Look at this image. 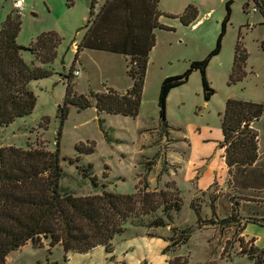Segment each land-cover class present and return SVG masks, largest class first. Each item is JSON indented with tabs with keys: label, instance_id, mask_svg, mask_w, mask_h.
<instances>
[{
	"label": "rangeland",
	"instance_id": "obj_1",
	"mask_svg": "<svg viewBox=\"0 0 264 264\" xmlns=\"http://www.w3.org/2000/svg\"><path fill=\"white\" fill-rule=\"evenodd\" d=\"M95 1L94 14L105 0ZM147 1L136 0L139 11L145 9ZM13 2L0 0V27L8 16L20 14L17 40L23 47L22 57L30 67L46 68L50 74L29 82L35 106L28 115L0 128V147L59 148L64 173L61 186L77 196L101 193L103 188L117 193L155 190L149 188L153 177L150 186L156 187L155 180L164 181L157 191L163 189L172 198L179 196L181 208L168 205L171 219L164 206L132 217L125 230L111 240V249L99 245L86 252H65L60 244L50 247L48 240L43 246L28 242L9 253L6 264H255L242 252L241 244L247 249L254 245L264 248V111L255 123L259 163L228 172L237 191L234 195L223 197V191L215 193L220 187L213 185L194 198L195 189L190 183L175 185L164 174L169 168L180 170L177 161L167 160L168 151H174L178 160L198 158L201 148L207 155L216 147L221 150V119L227 99L264 104V14L256 2L159 0L161 26L154 28L155 45L149 53L139 113L133 117L95 107L97 92L112 89L125 93L131 88V56L92 48L76 54L92 18V0H26L22 11H17ZM228 8L220 51L211 55L205 69L214 92L205 99L202 73L193 69L184 83L170 90L163 122L159 105L162 81L184 73L192 61L208 57L217 45ZM186 11L188 22L181 19ZM44 32H55L59 38L56 55L48 62L28 48ZM237 44L245 54L238 75L233 71ZM68 84L73 92L86 95L91 106L69 105L62 123L60 108ZM106 130L111 141L107 140ZM91 141L94 151L79 154L76 146L83 142L87 148ZM190 141L193 150L188 147ZM83 169L90 174L88 177L82 174ZM92 176L98 188L93 186ZM217 196L218 218L213 208ZM161 219L164 224H158Z\"/></svg>",
	"mask_w": 264,
	"mask_h": 264
},
{
	"label": "trees",
	"instance_id": "obj_2",
	"mask_svg": "<svg viewBox=\"0 0 264 264\" xmlns=\"http://www.w3.org/2000/svg\"><path fill=\"white\" fill-rule=\"evenodd\" d=\"M254 1L264 14V1ZM95 2H91L92 18L86 24L87 29L77 45L76 54L83 48H92L130 55L128 73L134 81L125 93L112 89L97 92L95 107L98 111L111 114L137 116L149 53L155 45L154 28L161 26L158 20L161 14L159 0H150L152 4L147 1L143 11L138 10L136 0H105L94 14ZM229 13L228 8L217 45L208 57L192 61L184 73L166 77L162 81L159 105L163 122L170 90L184 83L193 69H200L202 73L205 99H209L214 92L206 80L205 69L211 55L220 51ZM187 16L188 11L181 19L188 22ZM19 28L20 14L8 16L0 27V128L32 112L36 97L28 84L32 79L50 74L46 68H32L25 62L21 54L23 47L17 40ZM58 41L55 32H44L28 48L41 61L48 62L56 55ZM242 51L237 44L233 66L236 75L244 62L245 54ZM75 94L72 85L68 84L60 108L62 123L67 117L69 105L80 108L91 106V100L86 95ZM263 111V103L227 99L222 112V147H225L230 173L234 165H252L259 158V133L255 123ZM105 133L107 140L111 141L108 130ZM84 145L82 142L76 146L79 154L94 151V141L87 148ZM88 166L92 168L93 164L89 163ZM81 171L85 177L90 175L86 169ZM63 174L59 148L51 151L43 145L0 147V264H6L9 253L28 242L43 246L44 240H48L50 247L60 244L65 252H86L99 245L111 249V240L125 230L132 217L149 214L164 206L165 214L171 219L169 208H181L179 196L172 198L163 189L146 188L136 189L132 193H117L103 188L101 193L77 196L61 186ZM91 182L98 188L94 176ZM168 205L172 207L168 208ZM158 224H164L163 219ZM241 248L255 264H264V248L259 249L254 245L247 249L242 244ZM255 250L258 251L254 253Z\"/></svg>",
	"mask_w": 264,
	"mask_h": 264
},
{
	"label": "crops",
	"instance_id": "obj_3",
	"mask_svg": "<svg viewBox=\"0 0 264 264\" xmlns=\"http://www.w3.org/2000/svg\"><path fill=\"white\" fill-rule=\"evenodd\" d=\"M221 127H222V122H221ZM223 139L224 136L222 131V140L220 142L221 150L218 151V148L216 147L215 151H211L207 155V153H204V150L201 148V150L198 153L200 154L198 158L194 156L192 157L187 156L186 158L181 157L180 159L176 160L174 157V151L172 152L168 151L167 160H169L170 162H172V159L173 161H177L180 164V166L178 167L180 170H172V168H169V170H167L164 174L165 177H167L168 180L169 179L172 180L175 183V185L184 181L190 183L195 189L194 198L198 197L200 194H204L205 192L209 191L213 187V185H217L220 187L217 189V191L215 190V193L220 195L223 191V197H225L229 193L233 194V192H237L234 190L232 185L233 182H231L230 181L231 179L229 178V174H228L229 167L227 165L225 158V147H222ZM192 146H193V141H190L188 147L193 150ZM259 161H260V154L257 161L252 165L236 164L233 166L232 170H235L238 167L253 166L258 164ZM150 182H149V188L150 187L152 189L155 188V190L162 188L164 183V181L162 182V180L159 179L158 181L155 180L156 187L150 186L153 184V177L150 178ZM218 196L215 198L214 201V213L217 215V218L220 215L218 211V202H219Z\"/></svg>",
	"mask_w": 264,
	"mask_h": 264
},
{
	"label": "built area",
	"instance_id": "obj_4",
	"mask_svg": "<svg viewBox=\"0 0 264 264\" xmlns=\"http://www.w3.org/2000/svg\"><path fill=\"white\" fill-rule=\"evenodd\" d=\"M25 1L26 0H14L13 5H14L15 9H17L18 11H22L25 7ZM254 10H257V8L253 7V11ZM74 73L76 75H78L79 71L75 70Z\"/></svg>",
	"mask_w": 264,
	"mask_h": 264
}]
</instances>
